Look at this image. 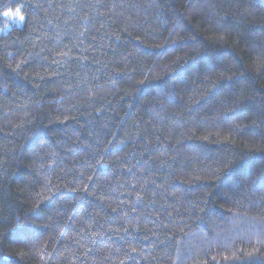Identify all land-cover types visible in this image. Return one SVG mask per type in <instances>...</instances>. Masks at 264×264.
Instances as JSON below:
<instances>
[{
    "label": "trees",
    "instance_id": "1",
    "mask_svg": "<svg viewBox=\"0 0 264 264\" xmlns=\"http://www.w3.org/2000/svg\"><path fill=\"white\" fill-rule=\"evenodd\" d=\"M0 264H264V0H0Z\"/></svg>",
    "mask_w": 264,
    "mask_h": 264
},
{
    "label": "clouds",
    "instance_id": "2",
    "mask_svg": "<svg viewBox=\"0 0 264 264\" xmlns=\"http://www.w3.org/2000/svg\"><path fill=\"white\" fill-rule=\"evenodd\" d=\"M17 9H20V7L16 6L15 8H7L3 10L4 15L7 13V15H5L7 19L4 20L5 25H8L9 21L13 20L23 22L24 19H21V17H24V13L22 11H17Z\"/></svg>",
    "mask_w": 264,
    "mask_h": 264
},
{
    "label": "rangeland",
    "instance_id": "3",
    "mask_svg": "<svg viewBox=\"0 0 264 264\" xmlns=\"http://www.w3.org/2000/svg\"><path fill=\"white\" fill-rule=\"evenodd\" d=\"M13 22H15V24L17 25H21L22 22L18 21V20H13ZM11 23H9L8 25H5V29L10 27Z\"/></svg>",
    "mask_w": 264,
    "mask_h": 264
},
{
    "label": "snow or ice",
    "instance_id": "4",
    "mask_svg": "<svg viewBox=\"0 0 264 264\" xmlns=\"http://www.w3.org/2000/svg\"><path fill=\"white\" fill-rule=\"evenodd\" d=\"M17 11H21V9H17ZM5 15H7V13H5ZM21 19H24V17H21Z\"/></svg>",
    "mask_w": 264,
    "mask_h": 264
}]
</instances>
